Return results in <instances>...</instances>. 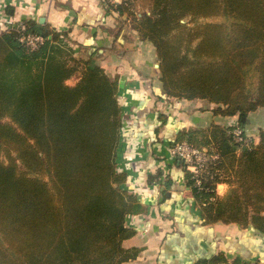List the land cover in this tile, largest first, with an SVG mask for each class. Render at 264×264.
Instances as JSON below:
<instances>
[{"label":"trees","instance_id":"trees-1","mask_svg":"<svg viewBox=\"0 0 264 264\" xmlns=\"http://www.w3.org/2000/svg\"><path fill=\"white\" fill-rule=\"evenodd\" d=\"M128 1L112 7L126 17ZM150 1L154 17L145 14L134 29L154 45L160 61L163 90L156 97L205 100L217 106L215 115L239 119L182 129L174 142L210 153L200 185L187 174L202 225L237 224L264 239V129L250 147L231 134L239 126L249 135L248 115L264 107V0ZM189 17L233 22L191 28L181 23ZM28 33L46 40L30 51L20 40ZM68 43L66 32L27 19L0 34V264H122L138 255L123 246L135 234L127 217L142 209L124 188L128 174L118 168L124 127L119 81L93 64V54L79 82L66 84L75 72L66 61L82 66ZM251 67L259 76L255 96L246 80ZM158 120L159 131L166 119L158 113ZM223 182L230 188L220 196ZM255 254L234 264H264ZM228 261L220 252L195 264Z\"/></svg>","mask_w":264,"mask_h":264},{"label":"crops","instance_id":"crops-1","mask_svg":"<svg viewBox=\"0 0 264 264\" xmlns=\"http://www.w3.org/2000/svg\"><path fill=\"white\" fill-rule=\"evenodd\" d=\"M121 1L0 0V17L15 26L25 19L40 23L44 17L43 24L68 34L82 66L94 54L93 64H99L119 81L124 127L118 168L128 174L124 188L137 195L142 209L127 217L126 225L135 229V234L123 241L124 248H136L138 255L122 264H195L200 258L220 252L229 264H234L236 258L246 261L247 254L240 250L234 229L240 228L237 224L202 225L188 184L189 170L170 154L180 130H205L213 122L230 126L238 116L215 115L213 109L217 106L205 100L156 97L163 90L160 70L154 69L156 49L151 42L140 40L134 28L126 38L131 27L121 22L125 16L112 7ZM2 22L0 19V33L10 28L6 23L1 26ZM258 111L256 115L260 116L264 109ZM256 112L246 122L247 131L264 129L262 125L257 127V116L253 117ZM158 113L166 119L159 131ZM255 137L257 144L260 137ZM229 188V183H219L217 193L224 196ZM165 190L169 192L167 199Z\"/></svg>","mask_w":264,"mask_h":264},{"label":"rangeland","instance_id":"rangeland-1","mask_svg":"<svg viewBox=\"0 0 264 264\" xmlns=\"http://www.w3.org/2000/svg\"><path fill=\"white\" fill-rule=\"evenodd\" d=\"M126 8L128 9L126 11L128 16H126L124 19H122L121 22L125 21V25L127 24L128 26L131 27L129 32L126 34V38H129L130 34L132 35V32H131L132 29L139 22V20L141 18H143V16L145 14L146 15H150L151 17H154V14H153L152 3H151L150 0H129L128 1V5H126ZM0 19L4 20V16L0 17ZM121 22H120V24H121ZM232 22H233V20L230 19V18H227V17L201 18V19H197V20H192L189 17V18H185V19L181 20L182 24H186L188 27H191V28L198 27L201 24H205V23H219V24L223 23V24H226L228 27H230ZM13 25L8 30H11V29H14V28L17 27L15 25L14 26ZM23 31H24V29H23ZM46 32H48V29L46 30ZM180 32H182L181 28L178 29V31L176 32V35H178ZM25 35H27V34H25ZM138 37H139V35H138ZM171 40L173 41V44L177 43V42H174V41H177L176 37L175 38L173 37ZM198 41H199V39L196 40L193 43V45L195 46L198 43ZM68 45H70V43H68ZM182 49H183V51H181L182 53H188V51L184 50V47ZM67 60H69V59H67ZM156 61H157V66L154 67V69H156V70L158 69L159 70L160 61L158 60V57L156 58ZM202 61H210V60L204 58ZM66 63L70 64L73 68L75 67L74 68L75 72L66 81V84H68L70 86H74L80 80V78H78L80 74L77 73V72H80L82 74V72L84 71L85 67L84 66L82 67L80 64H77L76 62L73 63L72 61H68V62L66 61ZM94 64L99 65L97 63H94ZM104 70L106 71L105 68H104ZM246 75H247L246 76V80H247L248 90H249L251 96H255L256 93H257V87H258V77H259L258 73L255 71V69L253 67H251V68H249V70H248ZM111 78L115 79L113 77H111ZM262 109H264V108H260L259 110H262ZM258 112L260 114V111L257 110V112L255 113V115H253V117L257 116ZM262 112L263 113H261L260 116H257V127L260 126V125H262V127H264V125L261 124L264 121V111H262ZM249 118H252L251 114L248 115V119ZM4 120H8V119H4ZM245 120L246 119L243 118V122H245ZM235 124H239V119H237ZM245 126H246V124H245ZM259 130H261L260 127L254 128V130L248 129V133L255 140V138H256L255 136L259 135ZM205 149H207V148H205ZM3 158H4L5 161L7 160L5 157H3ZM230 228H233V227H230ZM234 229H235V231L237 233V239L239 237V240H240L238 242V244H241L240 250L245 251L247 256H254L255 257L256 256L255 253H260L261 257H264V250L263 251L261 249L257 250L258 246L261 245L260 244L261 241H262V243H264V239H263L262 236L257 237L258 235H255V233L252 230H241V228H237L236 229V227H234ZM252 235L256 236V237H253ZM261 248L264 249V246H261ZM255 251H258V252H255ZM261 261L264 263V259H261Z\"/></svg>","mask_w":264,"mask_h":264},{"label":"built area","instance_id":"built-area-1","mask_svg":"<svg viewBox=\"0 0 264 264\" xmlns=\"http://www.w3.org/2000/svg\"><path fill=\"white\" fill-rule=\"evenodd\" d=\"M1 26L12 27L13 22L11 20H2ZM24 46L30 50L38 49L46 40L44 35L30 33L24 35L20 38ZM231 134L234 140L238 143H241L245 146H252L255 143V140L250 136L246 135V132L243 128L237 126L232 131ZM170 154L181 161H183L196 178L197 184H201V178L206 169L208 162L210 161V153L205 148H199L195 145L189 143L188 141L176 142L170 147Z\"/></svg>","mask_w":264,"mask_h":264},{"label":"water","instance_id":"water-1","mask_svg":"<svg viewBox=\"0 0 264 264\" xmlns=\"http://www.w3.org/2000/svg\"><path fill=\"white\" fill-rule=\"evenodd\" d=\"M40 22H41V23H44V22H45V18L42 17V18L40 19Z\"/></svg>","mask_w":264,"mask_h":264}]
</instances>
